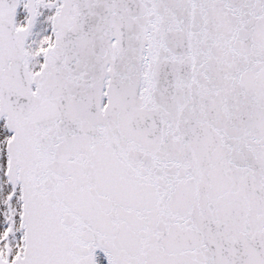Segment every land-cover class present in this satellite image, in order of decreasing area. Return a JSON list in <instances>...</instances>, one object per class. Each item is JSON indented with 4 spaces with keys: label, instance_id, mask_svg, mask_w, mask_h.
I'll return each instance as SVG.
<instances>
[{
    "label": "snow or ice",
    "instance_id": "obj_1",
    "mask_svg": "<svg viewBox=\"0 0 264 264\" xmlns=\"http://www.w3.org/2000/svg\"><path fill=\"white\" fill-rule=\"evenodd\" d=\"M0 264H264V0H0Z\"/></svg>",
    "mask_w": 264,
    "mask_h": 264
}]
</instances>
